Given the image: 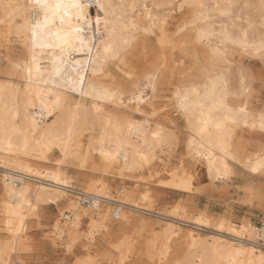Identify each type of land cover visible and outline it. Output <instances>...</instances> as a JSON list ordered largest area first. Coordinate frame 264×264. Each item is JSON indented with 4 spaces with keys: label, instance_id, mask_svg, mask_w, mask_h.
Segmentation results:
<instances>
[{
    "label": "bare ground",
    "instance_id": "1",
    "mask_svg": "<svg viewBox=\"0 0 264 264\" xmlns=\"http://www.w3.org/2000/svg\"><path fill=\"white\" fill-rule=\"evenodd\" d=\"M239 1L46 0L62 5L53 19L55 9H40L35 0H0V42L13 39L23 52L19 57L9 54L7 68L11 72L6 75L12 79L0 83V208L6 235L0 242V264H10L26 250V222L38 208L64 204L62 218L52 223L51 232L53 243L58 240L68 251L75 244L87 251L88 246L80 243L91 244L94 233L107 237L114 214L122 217V234L145 220L130 213L152 215L138 203L111 198L103 177L114 173L129 177L142 168H153L157 161L164 163L162 157L167 155L172 135L150 119L156 109L148 95L156 89L157 80L182 64H177L176 58L189 45L193 49L200 46L201 76L173 85L172 93L175 109L187 122V154L201 161L212 183L228 180L230 162L252 175L264 171V147L243 156L231 142L237 126L264 131L260 128L264 108L255 111L244 100L247 85L243 77L233 86L226 54L227 45L232 44L253 55L264 53V0H254L246 13L238 11L233 20L232 10ZM173 12L181 16L180 30L188 27L176 37L170 34ZM215 14L219 23L210 20ZM37 19L41 24L37 44L44 39L57 44L54 36L42 35L47 28L65 36L67 42L51 48L34 47L32 25ZM66 24L70 27L67 32ZM202 32L208 39H200ZM126 40L131 44H125ZM146 40L154 43L148 53ZM109 47L112 52L106 53ZM136 49L139 54L134 58ZM115 53L118 55L113 58ZM70 92L79 94L82 103L68 102ZM145 108H151L150 115ZM120 110L141 119L121 118ZM54 152L60 159L53 165L79 160L94 165L95 172L99 169L101 178L86 182L84 191L76 190L60 169L44 168ZM169 175L168 188L178 193L192 191L191 175L181 169ZM119 193L140 200L147 196L126 188ZM86 196L91 202L84 206ZM99 203L113 205L115 210L110 212ZM184 211L180 216L179 211L174 216L163 215L159 225L164 239L160 241L156 235L149 248L152 264L167 259L176 236L183 239L182 257L173 264H264V223L260 230L246 221L239 225L221 219L211 223L207 215L188 217ZM84 220L87 231L81 234ZM210 226L215 233L209 236L193 230Z\"/></svg>",
    "mask_w": 264,
    "mask_h": 264
},
{
    "label": "rangeland",
    "instance_id": "2",
    "mask_svg": "<svg viewBox=\"0 0 264 264\" xmlns=\"http://www.w3.org/2000/svg\"><path fill=\"white\" fill-rule=\"evenodd\" d=\"M239 2L235 5L236 8L233 7L231 14L233 20H235L234 15L238 11L242 14L246 13L251 8L250 4L253 3L254 0H247V3L243 0V3L240 2L241 4ZM245 9L246 11H244ZM91 13L94 14V9L91 10ZM171 16L170 34L175 37L182 35L188 27L181 29V31V26L179 25L181 16H179L177 12H173ZM210 20L219 23L217 14L213 15ZM63 28L65 32L70 30V27L67 24ZM153 44V41L146 40V53L150 52V49L153 48ZM0 45V83H5L12 79V77L8 76V78L6 75V73L11 72L7 68V57L11 54L15 57H19L23 55V52L19 43L13 39H11V42L2 41L0 42ZM4 47L5 49H2ZM227 47H229L226 49V52H228L226 54L229 56L227 57L229 59L228 70H230L229 72L231 73L233 86H238V82H240L239 78L243 77L244 83L247 85V91L244 92V100L247 101L253 110H263L264 53L261 55H253L242 51L236 44L227 45ZM199 53L200 46H195V49H193L191 45H189L185 51L179 53L176 62L177 64L182 62V64H179L173 71L166 72L163 75V79L157 80L156 89L152 95H148V97L151 98L150 100L153 107L156 109V113H154L150 119L160 123L164 128L166 127V130L172 135L170 145L167 149L168 151L165 153L167 155L162 157L164 163L157 161L153 168H142L143 170L140 169L131 173V177L129 175V177L119 176L115 173V175L109 174L107 175L108 177H103L104 182L110 187L109 194L111 198L114 200L116 199V201H132L138 203L140 206L151 210L152 215H141L136 212L130 213L134 217H140L145 220H143V224L140 223L133 228L131 227L125 234H122V230L120 229L121 225L119 224L122 217L119 218L118 216L117 220L110 217V228L112 230L107 235V237L109 236V239L99 232L94 233L95 237L91 244L88 242V245L86 241L80 243L86 244L89 250L87 249L86 251V249L79 244H75L70 247L68 251L58 240H54L53 243L54 236L51 232L52 223L58 218H62L60 213L61 210H63L62 206L64 207V204H61V206L58 207L50 205L43 209L38 208L35 212V216H31L26 222L27 229L25 237L28 244L26 245V250L22 251L21 255L20 253L16 255L17 257L15 256V259L13 258L11 260L12 263L10 262V264H14L15 262H19L20 264H152L150 257L152 256L153 251L149 248L155 243L152 239L156 235L159 236L158 238L160 241L164 239L160 234L162 229L160 230L159 225L165 219L163 215L169 216L170 214H173L171 216H174L180 212V216L184 210V212L188 214V217L197 214L203 216L207 215V217H211V223H214L218 219L228 221L235 225L242 224L246 221L259 230L262 228L264 223V171L260 174L252 175L243 170V167H241L240 164L230 162L232 170L228 180L221 183H212L208 179L201 161L194 160L187 154V122H185L183 115L175 109L172 93L174 89L173 85L186 84L187 80L191 81L201 76L199 65L202 58ZM138 54L139 51L136 49L134 58L135 55ZM237 74L240 76L238 75L237 77ZM12 82L21 84L17 83V80H12ZM78 95L79 94L71 93L72 97L67 101L75 105L82 103V101H78L81 99ZM86 104L88 105V102ZM144 111L149 114L152 110L151 108H145ZM118 115H122L121 118L128 117L135 120L141 119L140 116L134 113H125L122 110H120ZM231 142L233 148L237 150L236 153L238 152L243 156L247 153L252 154L264 147V131H250L245 127L237 126L234 128ZM59 159L60 156L58 152H54L51 161L45 165L44 168L60 169L64 174L71 178V185L76 190L84 191L88 182L96 180L99 177L101 178L100 170L98 169L95 172L94 165H84L79 160H71L59 164L62 165L60 167L53 165L54 163L56 164V160ZM180 169L192 176V191L187 192L188 194L175 192L166 185L170 178L169 174L173 171L179 172ZM154 170H157L156 172L159 175H157ZM0 178L2 179L1 170ZM1 179L0 182L2 181ZM136 186L138 188H136ZM122 188L129 189L130 191L133 189L137 195L144 193L147 195L146 199L140 200L138 197L133 198L131 196L124 198V193H119V190ZM252 192L254 193L252 194ZM69 196V198L73 199V195L69 194ZM0 199L2 200L1 193ZM1 200L0 206L2 202ZM99 205L101 208H108L110 212L115 210L113 205L110 204L99 203ZM175 206L177 210H175ZM144 213L151 214L149 212ZM138 214L140 216H138ZM0 215V242H2L5 240L6 235L2 224L1 208ZM85 222H87V220H84L83 226H81V234H84L87 231L86 225H84L86 224ZM180 226L188 228L186 225L180 224ZM211 228L212 226L208 228H194L193 230L198 232L201 236H209L215 233ZM101 237L104 238V240ZM175 238L171 241V248L168 257L162 264H173L175 259L182 257L183 239H180L179 236H176ZM106 241H108V243ZM260 243H262V241H260Z\"/></svg>",
    "mask_w": 264,
    "mask_h": 264
},
{
    "label": "snow or ice",
    "instance_id": "3",
    "mask_svg": "<svg viewBox=\"0 0 264 264\" xmlns=\"http://www.w3.org/2000/svg\"><path fill=\"white\" fill-rule=\"evenodd\" d=\"M35 4L39 6L40 9H44V10H48V9H55V12L53 13V19H55V14L59 12L60 8L62 7L61 4L57 3L55 5H51L49 3L46 2V0H35ZM73 6H78V5H73ZM66 7V6H64ZM35 10V8L33 9ZM45 17H47V11H45ZM60 23L63 24L64 23V19L63 17L60 18ZM45 24H47V19L45 20ZM41 27V24L39 22V20L37 19L36 22L32 25V40H33V46H39V47H55L57 46V44H59L60 42H64L66 43V37L62 36L60 33H52L50 28H47L45 30V32L42 34L44 37H47L49 34L54 36L56 38V42L57 44H53L51 42H49L47 39L42 40L39 44H37V39H38V32L37 29ZM200 39H208V34L207 33H201L200 34ZM229 40H231V37H228ZM164 38L161 37V42L163 43ZM125 44L130 45L131 41L126 40ZM264 46V45H262ZM106 53H110L112 52V49L106 48L105 49ZM115 55H118V53H115L113 55V58H115ZM260 128L262 130H264V114L261 115L260 117Z\"/></svg>",
    "mask_w": 264,
    "mask_h": 264
},
{
    "label": "built area",
    "instance_id": "4",
    "mask_svg": "<svg viewBox=\"0 0 264 264\" xmlns=\"http://www.w3.org/2000/svg\"><path fill=\"white\" fill-rule=\"evenodd\" d=\"M94 8L93 7H91V10H93ZM84 199H86V201L84 202V206H87V205H89V203L91 202V200H87V196H86V198H84ZM112 218L114 219V220H117L118 219V217H117V215L116 214H114L113 216H112ZM15 264H19L18 262H16Z\"/></svg>",
    "mask_w": 264,
    "mask_h": 264
}]
</instances>
